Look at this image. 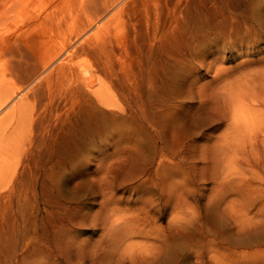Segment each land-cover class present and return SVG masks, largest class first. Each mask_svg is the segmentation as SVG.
Masks as SVG:
<instances>
[{"label": "rangeland", "instance_id": "374dc122", "mask_svg": "<svg viewBox=\"0 0 264 264\" xmlns=\"http://www.w3.org/2000/svg\"><path fill=\"white\" fill-rule=\"evenodd\" d=\"M187 263L264 264V0H0V264Z\"/></svg>", "mask_w": 264, "mask_h": 264}, {"label": "bare ground", "instance_id": "6f19581e", "mask_svg": "<svg viewBox=\"0 0 264 264\" xmlns=\"http://www.w3.org/2000/svg\"><path fill=\"white\" fill-rule=\"evenodd\" d=\"M77 150H78V149H77ZM76 154H77V152H76ZM76 154H75V155H76ZM78 156H79V155H78ZM64 162H65V161H64ZM184 259H186V258H184ZM187 260H189V259L187 258ZM187 264H188V263H187Z\"/></svg>", "mask_w": 264, "mask_h": 264}, {"label": "clouds", "instance_id": "9594fccd", "mask_svg": "<svg viewBox=\"0 0 264 264\" xmlns=\"http://www.w3.org/2000/svg\"><path fill=\"white\" fill-rule=\"evenodd\" d=\"M170 219H171V214H170Z\"/></svg>", "mask_w": 264, "mask_h": 264}]
</instances>
